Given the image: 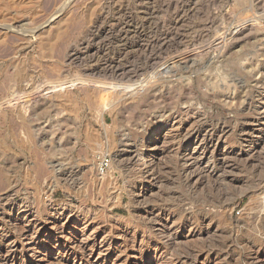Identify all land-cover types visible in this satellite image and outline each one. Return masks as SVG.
<instances>
[{
    "label": "rangeland",
    "instance_id": "obj_1",
    "mask_svg": "<svg viewBox=\"0 0 264 264\" xmlns=\"http://www.w3.org/2000/svg\"><path fill=\"white\" fill-rule=\"evenodd\" d=\"M166 65L177 77L158 75ZM261 66L264 0H0V201L11 192L36 212L0 210V264H264V105L243 110L263 91ZM188 105L195 115H179ZM156 128L152 166L99 171L121 148L145 154ZM188 140L194 158L168 153ZM247 143L254 158L220 170ZM190 164L214 170L193 197ZM169 192L212 222L153 221ZM69 205L84 226L40 225Z\"/></svg>",
    "mask_w": 264,
    "mask_h": 264
},
{
    "label": "bare ground",
    "instance_id": "obj_2",
    "mask_svg": "<svg viewBox=\"0 0 264 264\" xmlns=\"http://www.w3.org/2000/svg\"><path fill=\"white\" fill-rule=\"evenodd\" d=\"M58 7V6H57ZM56 7V8H57ZM55 8V9H56ZM64 8V7H63ZM58 9V8H57ZM56 9V10H57ZM254 9V8H253ZM63 11V10H62ZM58 12V11H57ZM60 12V11H59ZM255 14V13H254ZM58 15V14H57ZM11 27V26H10ZM8 29V28H7ZM11 29V28H10ZM234 31V30H233ZM184 58H179V60L178 61H182ZM174 60V59H173ZM177 60V59H176ZM175 60V61H176ZM177 61V62H178ZM190 62V61H189ZM192 62H194V60H192ZM191 62V63H192ZM182 63V65L183 66H185V67H183L184 69H190L191 68V66H189V64L190 63H185L184 64V62H181ZM195 63V62H194ZM167 66L168 65H166V66H164L163 67V69L160 71V73H158V75L160 76L161 74H162V72H165V73H169V75L171 74V77L173 78V77H177V75H178V70H174L173 68H171L170 66V68L168 67L167 68ZM173 67V66H172ZM262 67V66H261ZM191 70V69H190ZM260 73H261V75H262V80H260V83L262 84H260L261 86H262V88H263V91L262 92H264V67H262V69L260 70ZM180 74V73H179ZM167 75V74H166ZM260 75V76H261ZM161 77H163V75L161 76ZM166 77V76H165ZM168 77V76H167ZM169 79H170V77H169ZM258 79V78H257ZM180 80V79H179ZM200 81V80H199ZM241 82V81H240ZM152 85V84H151ZM234 85V84H233ZM200 86H201V82H200ZM227 86V85H226ZM222 87V86H221ZM222 89V88H221ZM122 91V90H121ZM227 91V90H226ZM259 91V90H258ZM256 92V91H255ZM260 93L259 94V96H258V98H257V100L255 101V102H253L252 104H248L249 106H245V105H243V106H245L246 107V109H243V110H245L244 112H246V111H248V113H257V111H259V109H260V107L259 106H261L262 104L264 105V94L263 93ZM205 93V92H204ZM203 93V94H204ZM205 96H207L206 94H205ZM245 101H247V100H245ZM254 101V100H253ZM212 102V101H211ZM209 103V102H208ZM245 103V102H244ZM192 111H194V110H192V108H191V106L190 105H188V106H186V107H184V108H182V110L180 111V112H178V114L179 115H185V117L186 116H189L190 115V113L192 112ZM200 111V110H199ZM240 111V110H239ZM250 111V112H249ZM242 112V111H241ZM194 113V112H193ZM193 113H191V115H195V114H193ZM243 113V112H242ZM177 114V113H176ZM199 115H205L206 113H205V111L204 110H202V111H200L199 113H198ZM178 115V116H179ZM207 115V114H206ZM190 117V116H189ZM245 125V124H244ZM161 126V125H160ZM165 126V125H164ZM181 127H182V124L180 125ZM186 126V125H185ZM185 126H183V127H185ZM223 126V125H222ZM257 127H258V131H261V132H263L264 133V123L263 124H259L258 123V125H257ZM244 128V127H243ZM223 129V128H222ZM211 130V129H210ZM209 130V131H210ZM245 130V129H244ZM180 131H182V129L180 130ZM184 131V130H183ZM196 131V130H195ZM208 131V130H207ZM213 132V131H212ZM159 133H161V130L160 129H154V130H152L151 131V133H150V135H149V132H146V136H145V142H146V140L149 142V149H147L146 150V152H145V154H141V152H140V145L138 146V144H137V146H132V145H130V148L129 149H127V150H123V148H121L122 150L120 151V153H119V155L117 156V159L114 161V164H113V161H112V163H111V170H114V171H122V170H124V169H126V168H135V167H138V165H139V163H141V162H145L146 161V163L147 164H150L151 166L154 164V162H155V160H157L156 159V154L154 153L155 152V150L156 149H158V148H160L161 146H159V144H158V142H157V138H155ZM200 133V132H199ZM198 134V133H197ZM212 134V133H211ZM252 134V133H251ZM200 135H201V133L199 134V135H197V138H196V140H198V138L200 137ZM210 135V134H209ZM202 136H203V134H202ZM179 138V137H178ZM204 138V139H203ZM226 138V137H225ZM259 139H260V137H259ZM128 140V139H127ZM225 140V139H224ZM211 141V139H210V137L209 138H206V137H202V140L200 141V144H206V143H209ZM217 141V140H216ZM154 142V143H153ZM151 143H153V144H151ZM127 144V143H126ZM180 144V143H179ZM190 144H191V142L188 140V142H186L185 143V150L183 151V152H177V151H174V150H176V149H173L174 147V145L173 146H170L169 148H168V153H176V157L180 160H183V159H185V158H188V156H191L192 158H194V156H195V151H197V148L196 149H194V151H192L191 153H189V146H190ZM199 144V145H200ZM255 144V143H254ZM144 145V144H143ZM151 145H153V146H151ZM163 146V145H162ZM200 147H202V146H200ZM215 148V147H214ZM244 148H245V146H244ZM247 149L244 151V152H242V154H235V153H233L234 154V160H231L232 161V163L234 162V165H231V166H229L228 165V163H221V166H220V170H223V172L225 173H232L233 172V170L235 169V170H237L236 168H237V166H238V164H239V162H243V161H249L250 159H251V156L252 155H254V145L253 144H251V143H247V147H246ZM201 151V150H200ZM207 153H208V151L207 150H204L203 152H202V154H203V157L205 156V157H207ZM239 153V152H238ZM257 153V152H256ZM201 154V153H200ZM211 154V153H210ZM173 155V156H174ZM215 155V154H214ZM257 155V154H256ZM174 156V157H175ZM225 156H227V155H225ZM212 157V156H211ZM228 157V156H227ZM253 157V156H252ZM231 159H232V157H230ZM254 158V157H253ZM189 159H191V158H189ZM200 159V158H199ZM198 159V160H199ZM193 160V159H192ZM230 160V159H229ZM197 161V160H196ZM185 162H186V160H185ZM224 162V161H223ZM238 162V163H237ZM145 163V164H146ZM191 163V162H190ZM237 163V164H236ZM245 164L247 163V162H244ZM146 164V165H147ZM55 165V164H54ZM156 165V164H155ZM159 165V164H158ZM191 165V164H190ZM157 166V165H156ZM192 166V165H191ZM190 166V168H187V169H185L184 170V173H187L189 176H190V180H188V182L187 183H185V186H186V188H188L189 189V191H190V194L189 195H192V197H193V195L194 194H196V193H199L198 191H199V189H200V187H202L204 184V182H206L205 181V179L207 178V177H210L211 175H212V173H213V171L211 172V168H208L207 166H205V167H201V168H199V169H197V166H192L191 167ZM141 167V166H140ZM154 167V166H153ZM188 167V166H187ZM199 167V166H198ZM236 167V168H235ZM239 168V167H238ZM248 168V167H247ZM150 169H152L153 170V168L151 167ZM232 169V170H231ZM263 169V168H262ZM151 170V171H152ZM229 170H231L230 172H229ZM59 171H61V170H59ZM64 171V170H63ZM75 171V170H74ZM132 171V170H131ZM149 171V170H148ZM127 172V171H126ZM235 172V171H234ZM68 174H69V172H68ZM214 174V173H213ZM60 175H62V174H60ZM225 176V175H224ZM62 177V176H61ZM70 177V176H69ZM196 177H198V178H200L201 180H195L194 181V179L196 178ZM64 178V177H63ZM68 178V177H67ZM185 178V177H184ZM59 179V178H58ZM61 179V178H60ZM66 179V178H65ZM76 179V178H75ZM68 180V179H67ZM70 180V179H69ZM72 180V179H71ZM145 180V179H144ZM63 181H64V179H63ZM232 183H234V184H236L237 182H239V179H234L233 181L232 180H230ZM69 182V181H68ZM263 182V181H262ZM221 183V182H220ZM73 186V184L71 185V187ZM220 186V185H219ZM263 186V185H262ZM13 187V186H12ZM76 187V186H75ZM238 188H239V186H238ZM237 188V189H238ZM233 189V188H232ZM234 190V189H233ZM258 190H261V189H258ZM263 190V189H262ZM201 192V191H200ZM202 192H203V190H202ZM212 192V191H211ZM210 192V193H211ZM253 192V191H252ZM264 192V191H263ZM13 193V192H12ZM176 193V192H175ZM14 194V193H13ZM133 194V193H132ZM135 194V193H134ZM133 194V195H134ZM177 195V194H176ZM200 195V194H199ZM241 195V194H240ZM258 195V194H257ZM260 195V194H259ZM145 196V194L144 195H138V197L139 198H143ZM196 196V195H195ZM135 197V196H134ZM137 197V196H136ZM137 197V198H138ZM167 197H168V199L171 201H169L170 202V205H169V208L168 209H166V210H164V211H160L159 213H157V214H153L154 215V217L152 216V220L153 221H156V222H158L159 224H166V223H169V222H171L172 220H175V223H177V224H179L180 225V227H184V228H186L188 225H192V224H200L201 225V223H207V222H212V218H213V215L211 214V213H207V212H203L202 210H200V208H201V203L200 202H194V201H192V199H191V197L189 196H187L186 195V193H184L183 195H181V196H178V197H176L175 196V194H173V193H171V192H169L168 193V195H167ZM206 197V196H205ZM132 198V197H131ZM26 199V198H25ZM206 200H208L207 198H205ZM212 199V198H211ZM27 200H28V198H27ZM33 201V200H32ZM32 201H30V202H32ZM137 201V200H136ZM0 202H3V204H2V207H0V210H2V212H6V211H9L10 212V214L11 213H15V212H21V211H23L24 212V219L25 218H28V220H27V222H31V221H29V219L31 218V217H35L36 216V212H34L33 210L34 209H32L31 207L32 206H29L28 204V201H27V203L25 202V200L23 199V201L21 202V204H19V205H17V204H15V203H13L12 202V200H11V192H8V194H7V196L5 197V199H2ZM135 202V201H134ZM210 202V201H209ZM213 203H214V201H212ZM228 202V201H227ZM1 204V203H0ZM30 204H32V203H30ZM201 204V205H200ZM218 204V203H217ZM71 205V204H70ZM66 206V207H64V208H62V209H60V210H57V211H54V212H52L51 214H48V218L49 219H47V220H45L44 222H40L41 224L40 225H42V226H44L45 227V229H47L48 228V222H51L52 224H53V226L54 227H58L59 226V223L62 221V219L63 218H65L66 219V221H69L71 224H73V223H76L77 225H78V227L79 226H84V224H86L88 221H86L85 222V220L84 219H82L81 218V213L79 212V210H76L75 208H74V206ZM224 205V204H223ZM206 207V206H205ZM220 207V206H219ZM162 209V208H161ZM81 211V210H80ZM204 211H206V209L204 210ZM50 212V211H49ZM96 212V211H95ZM8 213V212H7ZM47 213H48V211H47ZM83 213V212H82ZM40 214V213H39ZM47 215V214H46ZM88 215V214H87ZM149 215V214H148ZM84 216V215H83ZM150 216H151V213H150ZM179 218H178V217ZM46 217V216H45ZM88 217V216H87ZM43 218V217H42ZM95 218V217H94ZM260 218V217H259ZM92 219V218H91ZM64 220V219H63ZM224 220V219H223ZM255 220V219H254ZM262 220V219H261ZM150 221V220H149ZM148 221V222H149ZM264 221V220H263ZM38 222V223H39ZM151 222V221H150ZM36 223H37V221H36ZM35 223V226L37 225ZM10 224V223H9ZM211 224V223H210ZM7 225H8V223H7ZM9 226V225H8ZM63 226H65V225H63ZM14 227V226H13ZM86 227V226H85ZM165 227V226H164ZM64 228V227H63ZM71 228V227H70ZM73 228V227H72ZM11 229V228H10ZM8 230V229H7ZM24 230V229H23ZM250 230H251V228H250ZM25 231V230H24ZM12 232V231H11ZM93 232H95V231H93ZM148 232V231H147ZM226 232V231H225ZM229 232V231H228ZM246 232V231H245ZM254 232V231H253ZM13 233V232H12ZM24 233V232H23ZM250 233V232H249ZM14 234V233H13ZM93 234V233H92ZM235 234V233H234ZM191 235H194V234H191ZM227 235H229V234H227ZM164 237H166L167 239H168V241H169V244L171 245V244H173L174 242H175V239H176V237H177V235H165ZM227 238V237H226ZM232 238V237H231ZM233 239V238H232ZM260 239V238H259ZM254 240V239H253ZM167 241V240H166ZM231 243V242H230ZM263 244V243H262ZM72 245V244H71ZM168 245V244H167ZM3 244H1L0 243V250H2V249H4L3 248ZM89 247V246H88ZM75 248V247H74ZM6 249V248H5ZM93 249H95V246H93ZM261 250V249H260ZM166 251V250H165ZM80 252V254H82V256H83V254L85 253L83 250L81 251H79ZM84 252V253H83ZM259 252V251H258ZM2 253V252H1ZM78 253V252H77ZM7 254H10L11 256H13V257H17V254H18V250L17 249H11V250H8V253ZM259 254V253H258ZM226 256V255H225ZM228 256V255H227ZM226 256V257H227ZM256 262V261H255ZM257 262H259V261H257ZM260 263V262H259Z\"/></svg>",
    "mask_w": 264,
    "mask_h": 264
},
{
    "label": "built area",
    "instance_id": "obj_3",
    "mask_svg": "<svg viewBox=\"0 0 264 264\" xmlns=\"http://www.w3.org/2000/svg\"><path fill=\"white\" fill-rule=\"evenodd\" d=\"M111 166V160L107 157H101L98 161V169L102 174H105Z\"/></svg>",
    "mask_w": 264,
    "mask_h": 264
}]
</instances>
